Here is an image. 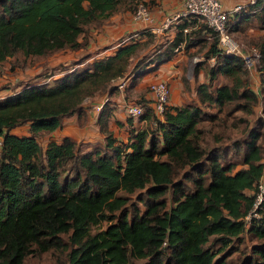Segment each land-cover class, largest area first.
Here are the masks:
<instances>
[{"label": "trees", "instance_id": "obj_1", "mask_svg": "<svg viewBox=\"0 0 264 264\" xmlns=\"http://www.w3.org/2000/svg\"><path fill=\"white\" fill-rule=\"evenodd\" d=\"M139 2L146 1L0 0V64L79 50L89 27L118 12L132 15ZM254 22L261 32L254 82L242 57L224 54L215 33L193 21L194 29L190 22L173 26L172 37L132 69L123 56L134 43L122 37L113 54H85L70 67L59 65L51 80L20 83L0 98V264L49 252L50 264H264V209L248 226L244 221L264 174V119H249L257 108L264 114V0L228 16L232 34ZM194 47L204 61L192 76L205 77L195 84V99L170 106L169 92L161 115L149 88V98L126 99L144 76ZM125 77L120 90L114 82ZM119 92L143 108L132 118L124 104L126 140L107 127L110 99ZM105 94L96 122L101 142L41 143L65 119L84 117L87 99ZM134 120L145 124L138 128ZM230 120L231 128L244 124L243 138L204 149L205 135ZM22 127L26 134L12 133ZM246 236L252 243L238 249Z\"/></svg>", "mask_w": 264, "mask_h": 264}, {"label": "crops", "instance_id": "obj_2", "mask_svg": "<svg viewBox=\"0 0 264 264\" xmlns=\"http://www.w3.org/2000/svg\"><path fill=\"white\" fill-rule=\"evenodd\" d=\"M149 1L153 5V15L157 24L162 20V15H169L170 12L177 11L180 6V0H143ZM225 9H230L236 3H247L248 0H220ZM110 21L102 25V29L94 33V42L97 41V47L94 49V55L92 58H100L103 56L111 55L115 52L119 46L113 43L119 38L125 37L128 32L137 30L139 27L131 24V15L129 14H117L109 19ZM192 26V23H191ZM195 26L191 28L194 29ZM261 32L259 31V35ZM172 33L170 34V38ZM96 39V40H95ZM198 47L190 48L185 51L182 50L175 57L161 66L154 73L144 76L139 84L134 88L128 89L127 100L140 99L143 94L145 98H149V93L145 92V88L155 80H163L170 86V96L168 104L170 106H182L188 101L195 99V84L203 83L205 77L202 72H199L196 80L192 76L193 65L199 63L197 52ZM212 63V60L210 61ZM44 81H47L44 80ZM121 90V88H120ZM130 95V96H129ZM124 94L120 93L111 97V103L109 106L113 108L111 116L108 120V130L119 140H126L128 136V129L131 127L127 123V116L123 110L124 104L128 102L124 99ZM107 99V97H105ZM103 98V99H105ZM102 98H98V101L89 99L84 102V105L88 107L86 109V115L82 118H78V115H73L63 121L62 128L49 134L44 138L43 144H46L49 140L53 139L60 142L64 137H70L76 141H83L86 143H96L103 140V134L99 132V127L96 124L98 112L96 107L103 101ZM144 122L133 121V125L141 128L144 126ZM17 129L12 130L13 134H26V132H17ZM47 140V141H45Z\"/></svg>", "mask_w": 264, "mask_h": 264}, {"label": "rangeland", "instance_id": "obj_3", "mask_svg": "<svg viewBox=\"0 0 264 264\" xmlns=\"http://www.w3.org/2000/svg\"><path fill=\"white\" fill-rule=\"evenodd\" d=\"M145 4L149 8V10L152 12L153 5L151 2L146 1ZM136 9V8H135ZM135 9L132 12V15L135 11ZM126 10V9H125ZM175 11L170 12L169 16L172 15ZM126 13L124 11L118 12L116 14H123ZM153 13V12H152ZM132 15H131V24L132 23ZM167 15L163 14L162 17H166ZM108 22L110 20H107ZM107 21L103 22L102 25H104ZM200 23H203L200 21ZM102 29V26H92L87 29V32L85 33V37L83 41H86V44L83 48L79 50H69L66 49L62 52H56L53 53L45 58H28L25 59L22 56H16L10 60H7L0 64V98L14 92L17 89L18 84H23L25 82H29L32 84L43 82L47 79L51 80L50 78L54 77H48L49 75L57 74V68L59 65L61 66H72L73 63H76L79 61L81 57H83L85 54H93L94 55V49L97 47V41L94 42V36L93 34L96 31H99ZM143 31L141 28H138L137 30H133L128 32L126 35H123L125 37H128L132 33H135L133 37L128 40V43H134L132 49L128 53V55L123 56L129 64L128 68L132 69L134 65H136L139 61H142L143 59L147 58L149 59L159 48L163 43L167 41V38L170 36L167 34V31L161 35H156L147 30L145 32V35L140 34V32ZM233 39L238 43V45L241 48V53H243V56L249 59V62H251V65H253L250 69H248L249 76L251 80H254V77H257V74L255 72V43L258 40L259 37V29L256 27V22L246 26L244 30L239 31L237 33H231ZM91 39H93L91 45L89 46V42H91ZM120 39V38H119ZM116 40L112 46H115L117 43L119 44V41ZM96 40V39H95ZM199 56L198 60L199 62L204 61V57L202 56L203 52L198 51ZM89 59H86L82 64H87ZM81 67V66H78ZM140 65L136 68H139ZM194 67V65L192 66ZM247 67V65H246ZM119 80L115 81L114 83L118 82ZM220 83L225 82L224 79L219 80ZM254 82V81H253ZM128 85V82L125 86ZM145 92H148V87L145 88ZM107 95L102 96V99L105 98ZM130 96V95H129ZM99 98V97H98ZM98 98H94V100L98 101ZM100 99V98H99ZM101 99V100H102ZM133 100V99H132ZM138 99H135L133 101L137 102ZM145 100V99H144ZM169 101V100H168ZM256 114L254 116L249 117L252 121L256 119V117H260L261 119H264V114L261 112L260 108H257ZM238 116H240V113H237ZM243 115V114H242ZM229 121V120H228ZM230 122H227V125L221 126V127H215L211 130L210 134L205 135L204 139L205 142L202 144L204 149L211 148V147H218V146H225L228 143L236 140V139H242L243 138V132H244V124H239L234 128L229 127ZM17 132H26V127L18 128ZM219 134L220 138L215 141L213 140V135ZM23 134V133H22ZM47 137V136H46ZM44 139H42L41 143L43 144ZM47 141V140H45ZM86 143V142H84ZM262 146L264 148V141H262ZM264 156V153H263ZM264 159V157H263ZM228 160L232 161H238V158H235L229 154ZM106 223H102L101 225L97 226L95 229H104L106 227ZM252 241L249 239V237H244L243 241H241V244L238 249L244 248L246 245L251 244ZM238 244V243H237ZM237 253V250L233 253L232 258L235 257ZM230 257V259H231ZM54 261V257L52 255V252L42 254L40 256H29L25 260L24 264H50Z\"/></svg>", "mask_w": 264, "mask_h": 264}, {"label": "built area", "instance_id": "obj_4", "mask_svg": "<svg viewBox=\"0 0 264 264\" xmlns=\"http://www.w3.org/2000/svg\"><path fill=\"white\" fill-rule=\"evenodd\" d=\"M257 0H248L247 3H236L230 9H225L220 0H180V6L177 11L172 15L163 17L160 23L157 24L153 13L149 10L147 5L143 2H139L136 5V9L132 15V22L139 28L148 30L149 32L161 35L170 30L176 24L180 22H203L211 29L218 38V46L226 55H236L242 57L245 66L251 68V62L249 59L243 56L241 48L238 43L233 39L229 32L230 25L228 23L229 14H235L245 8V6L256 3ZM187 29H184L186 31ZM135 33L129 35V40ZM128 41V40H127ZM255 62L257 64L259 53L254 47ZM129 77L120 79L118 81V87L123 88ZM149 91L153 97V107L157 115H161L164 111V106L167 103L169 96V87L167 82L163 80H155L148 85ZM89 100V99H87ZM102 103L96 107V111H100L102 105L107 99H102ZM143 112V108L136 104H126V113L129 117H139ZM3 139L0 136V154L2 148ZM264 209V174L260 178L256 185V191L254 193L253 205L247 216L245 217V227L253 219L260 217L259 211Z\"/></svg>", "mask_w": 264, "mask_h": 264}]
</instances>
